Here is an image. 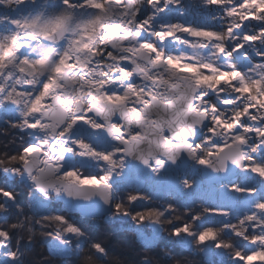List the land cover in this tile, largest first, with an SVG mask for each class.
Returning <instances> with one entry per match:
<instances>
[{
	"label": "snow or ice",
	"instance_id": "1",
	"mask_svg": "<svg viewBox=\"0 0 264 264\" xmlns=\"http://www.w3.org/2000/svg\"><path fill=\"white\" fill-rule=\"evenodd\" d=\"M0 264H264V0H0Z\"/></svg>",
	"mask_w": 264,
	"mask_h": 264
},
{
	"label": "trees",
	"instance_id": "2",
	"mask_svg": "<svg viewBox=\"0 0 264 264\" xmlns=\"http://www.w3.org/2000/svg\"><path fill=\"white\" fill-rule=\"evenodd\" d=\"M116 239H117V237L112 238V240H116ZM119 240L122 241L124 244H127L129 242L130 238L127 236H119Z\"/></svg>",
	"mask_w": 264,
	"mask_h": 264
},
{
	"label": "rangeland",
	"instance_id": "3",
	"mask_svg": "<svg viewBox=\"0 0 264 264\" xmlns=\"http://www.w3.org/2000/svg\"><path fill=\"white\" fill-rule=\"evenodd\" d=\"M113 241H115V240H113ZM118 251L120 250V249H117Z\"/></svg>",
	"mask_w": 264,
	"mask_h": 264
}]
</instances>
